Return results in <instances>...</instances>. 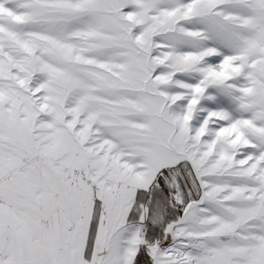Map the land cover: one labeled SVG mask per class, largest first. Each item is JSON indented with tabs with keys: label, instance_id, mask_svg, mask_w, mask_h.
Returning <instances> with one entry per match:
<instances>
[{
	"label": "snow or ice",
	"instance_id": "obj_1",
	"mask_svg": "<svg viewBox=\"0 0 264 264\" xmlns=\"http://www.w3.org/2000/svg\"><path fill=\"white\" fill-rule=\"evenodd\" d=\"M0 264H264V0H0Z\"/></svg>",
	"mask_w": 264,
	"mask_h": 264
}]
</instances>
